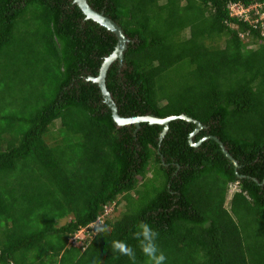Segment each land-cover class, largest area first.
I'll return each instance as SVG.
<instances>
[{
	"label": "trees",
	"instance_id": "obj_1",
	"mask_svg": "<svg viewBox=\"0 0 264 264\" xmlns=\"http://www.w3.org/2000/svg\"><path fill=\"white\" fill-rule=\"evenodd\" d=\"M88 2L130 40L120 115L203 128L118 124L90 79L117 35L76 0H0V264H133L114 240L145 264L140 221L167 264H264V0Z\"/></svg>",
	"mask_w": 264,
	"mask_h": 264
},
{
	"label": "water",
	"instance_id": "obj_2",
	"mask_svg": "<svg viewBox=\"0 0 264 264\" xmlns=\"http://www.w3.org/2000/svg\"><path fill=\"white\" fill-rule=\"evenodd\" d=\"M76 2L78 3V5L82 9V11L85 13V15L88 19H92V20L98 22L99 24L105 26L106 28L113 31L118 37V43H117L116 49L104 61L102 68L100 70V74L97 77H90L91 80H93L94 82H97L99 84L101 91H102V94H103V97H104L106 103L108 104L109 108L112 110L113 118L115 119V121L118 124H120V125L135 124V125H137V127H140L142 122H150L152 124L160 123V124H163L165 126V128L162 132V136L165 135V133L167 132V130L169 128L170 122L174 119H186L189 121H195V123L197 124V130L196 131L203 128V125L201 124V122L194 120L185 114H182L179 116H170L167 118H162V117H159L156 115H146V116H137V117L121 116L119 113V110H118V106H117L115 100L113 99L111 92L109 91V89L107 87V72H108L111 64L115 60H117V59H119L120 61L124 60V56H125L124 53H125V50L127 49L128 42L130 40L127 37V35L125 34L123 28L115 20H113L112 18L105 15L104 12H99V11L95 10L93 7L90 6L88 0H76ZM213 138H215L220 143V145L223 147L225 154L228 155L231 158V160H233L236 163L237 161L226 150L224 144L219 140V138H217V137H213Z\"/></svg>",
	"mask_w": 264,
	"mask_h": 264
},
{
	"label": "clouds",
	"instance_id": "obj_3",
	"mask_svg": "<svg viewBox=\"0 0 264 264\" xmlns=\"http://www.w3.org/2000/svg\"><path fill=\"white\" fill-rule=\"evenodd\" d=\"M243 6V5H242ZM233 16H239L232 12ZM241 17V16H240ZM244 36V34H241ZM233 192V190H232ZM110 230L106 224L101 223L97 228V232ZM138 246L143 253L145 264H167V256L160 249L158 244L159 233L145 221H140L137 225V230L134 233ZM112 250L121 255L127 256L133 264L136 260V251L133 246L129 245L126 241L114 240L112 241Z\"/></svg>",
	"mask_w": 264,
	"mask_h": 264
},
{
	"label": "built area",
	"instance_id": "obj_4",
	"mask_svg": "<svg viewBox=\"0 0 264 264\" xmlns=\"http://www.w3.org/2000/svg\"><path fill=\"white\" fill-rule=\"evenodd\" d=\"M264 6V4L263 5H256L255 7L258 9V10H260V8H262ZM236 8H241L242 10H241V12L240 13H235V14H237V15H239V16H243V14H245V13H247V10L248 9H246L244 6H238V5H233L232 6V10H233V12H234V10L236 9ZM261 11L262 10H260V11H258L259 12V14H261V18H264V12L263 13H261Z\"/></svg>",
	"mask_w": 264,
	"mask_h": 264
},
{
	"label": "rangeland",
	"instance_id": "obj_5",
	"mask_svg": "<svg viewBox=\"0 0 264 264\" xmlns=\"http://www.w3.org/2000/svg\"><path fill=\"white\" fill-rule=\"evenodd\" d=\"M241 10H242L241 8H236V9L234 10V14H235V13H240ZM219 43H220V45H223V44H224L223 39H222ZM66 221H67L66 219L60 221L59 225L65 223ZM83 237H86V235L84 234V231L80 233L79 238L82 239ZM77 244H82V242H79V243H77Z\"/></svg>",
	"mask_w": 264,
	"mask_h": 264
}]
</instances>
